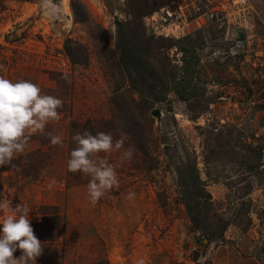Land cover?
Listing matches in <instances>:
<instances>
[{"label": "rangeland", "instance_id": "374dc122", "mask_svg": "<svg viewBox=\"0 0 264 264\" xmlns=\"http://www.w3.org/2000/svg\"><path fill=\"white\" fill-rule=\"evenodd\" d=\"M42 3L0 0V76L64 102L0 167L2 198L32 209L36 264H264V0H192L179 38L146 26L160 0H53L56 19ZM84 131L134 153L100 154L119 184L95 205L67 168Z\"/></svg>", "mask_w": 264, "mask_h": 264}, {"label": "clouds", "instance_id": "9594fccd", "mask_svg": "<svg viewBox=\"0 0 264 264\" xmlns=\"http://www.w3.org/2000/svg\"><path fill=\"white\" fill-rule=\"evenodd\" d=\"M42 7L46 15L56 19L62 9L53 0H43ZM63 100L53 95L42 93L41 87L31 80L12 81L0 76V167L13 165L18 154L25 152L33 134H44L47 125L60 121ZM53 145H62L59 135L47 133ZM76 144L70 151L67 168L70 172L87 174L90 202L95 205L112 188L118 186L117 166L110 163V154L124 149V140L115 139L110 132L91 131L77 133L72 137ZM133 150L124 149L122 162L131 160ZM135 192H129V199ZM29 205H13L11 199L2 198L0 194V264H36L42 255L43 245L34 234L31 225ZM17 249L22 250L19 258L14 257ZM137 264H145L143 259Z\"/></svg>", "mask_w": 264, "mask_h": 264}, {"label": "built area", "instance_id": "2783aa9c", "mask_svg": "<svg viewBox=\"0 0 264 264\" xmlns=\"http://www.w3.org/2000/svg\"><path fill=\"white\" fill-rule=\"evenodd\" d=\"M192 0H164L163 6L153 14L145 17V24L154 35L175 36L184 35L188 25L189 5ZM241 10L249 7V0H227Z\"/></svg>", "mask_w": 264, "mask_h": 264}, {"label": "trees", "instance_id": "16d2710c", "mask_svg": "<svg viewBox=\"0 0 264 264\" xmlns=\"http://www.w3.org/2000/svg\"><path fill=\"white\" fill-rule=\"evenodd\" d=\"M160 1L163 2L161 4V6H160V8H161L163 6V4H164V0H160ZM122 56H123L122 58L124 59V54ZM136 61H137V59L134 58V62L132 61V66L130 67V69H128V74H129V76H131V74L134 73V74H137V77L143 79L144 77H142V76H143L144 71L138 66V64L136 63ZM141 70H142L143 73H140ZM144 75H146V74L144 73ZM191 186L194 187L195 185L193 184Z\"/></svg>", "mask_w": 264, "mask_h": 264}]
</instances>
